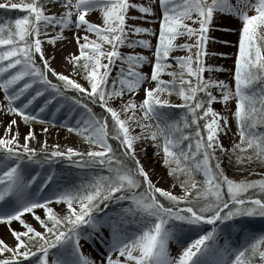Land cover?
<instances>
[{
	"label": "snow or ice",
	"instance_id": "6c2138e0",
	"mask_svg": "<svg viewBox=\"0 0 264 264\" xmlns=\"http://www.w3.org/2000/svg\"><path fill=\"white\" fill-rule=\"evenodd\" d=\"M0 9L23 13L0 16V114L12 117L0 134V222L15 240L0 238V264H264V232L249 231V218L264 217V171L249 172L264 167V0H0ZM225 14L240 20L232 81L205 60L209 30ZM66 31L78 46L64 57L68 73L52 66ZM65 111L63 125L87 150L37 136L35 124L46 137ZM149 141L179 193L145 167L138 153ZM59 161L78 174L58 173ZM97 234L100 260L84 251ZM182 234L195 238L172 255L169 241Z\"/></svg>",
	"mask_w": 264,
	"mask_h": 264
},
{
	"label": "bare ground",
	"instance_id": "6f19581e",
	"mask_svg": "<svg viewBox=\"0 0 264 264\" xmlns=\"http://www.w3.org/2000/svg\"><path fill=\"white\" fill-rule=\"evenodd\" d=\"M2 10V9H0ZM12 12H14L15 10H11ZM157 14H159V12H157ZM90 20H93L94 22L98 20V15L96 12H93L89 17ZM234 22V23H233ZM130 23H140V24H146L147 21L140 19V20H135V21H130ZM215 23L218 25V27L214 28V29H210L209 30V40L207 43V49H208V57H209V63H213V64H218L216 62L217 56H220V53H223L220 45L225 44L224 41L225 40H229L226 37H223L221 35H224V33L228 32L225 31L224 28L227 27L229 29L232 30L233 25L235 24V20L232 21L231 19V15L229 14H225L223 16V18H218ZM158 27V25L156 26ZM229 30V31H231ZM53 34V33H50ZM65 35L67 36V40H61L59 41V43L57 44L56 48H55V53H56V57L55 59L52 61V66L54 68H56L58 71H64L66 73H68L72 67L71 64H69L65 59V55L69 52H75L74 48L78 49L77 43L75 41V39L73 38V33L72 31H66ZM134 35V34H133ZM180 39H184V37L180 38ZM141 48H143L142 46H137L135 48L129 47L127 45H123L121 46V51L122 52H132V51H136V52H144ZM45 51L47 54H51L53 52V48L50 44H45ZM213 53H216L215 55H213ZM177 54H183L180 52H173V56L177 55ZM117 66L119 65V60H117L116 62ZM220 72V71H219ZM74 78H76L74 76ZM1 93V90H0ZM138 97V94L136 95V98ZM214 107H216L218 110L222 109V105L220 102H216L214 104ZM66 111L65 112H57L56 113V121L63 122L65 120V115H66ZM48 118L51 116V113H49ZM47 116L45 117V119L47 118ZM11 116L5 115V114H0V134H5L4 133V127L7 124V122L11 119ZM70 119H72L73 122H75L74 117H70ZM39 124V123H38ZM41 125V124H40ZM42 127L39 126L38 128L35 129L37 136L40 137L41 143L43 142V140L46 138L47 139V143L48 146L51 148L53 145H57L59 146V148L64 149L66 146H73V147H77L74 142H71L70 140H68L65 136V134H63V132L61 130H50L48 131L46 137L44 133L40 132V128ZM58 128L61 129V127L58 126ZM136 131H139V129H135ZM19 131L21 133V135L23 136V134L26 131V128L22 126V123L20 124V128ZM149 145V143L147 144V146ZM31 146H34L36 148H40V144L32 141L31 142ZM138 147H142L141 145H138ZM79 149L80 146H78ZM81 150H87L86 149H81ZM141 160L143 161V163L145 164V167L148 168L150 171H152L153 175L156 178L159 177L158 173L156 170H154L150 165H148V162L145 158V153L144 150L142 149V151L139 153ZM38 171L43 172V168L38 169ZM164 187H167V185L165 184ZM63 205H61L58 209L59 210H63ZM28 220V217H25ZM250 219V224H249V230L255 228L256 226H258L260 223L264 222H258L257 220H255L253 217L249 218ZM17 222L12 224L11 227L12 228H17ZM5 229L6 230H10L8 226H3L0 224V238H3L7 243H9L10 245L14 244L15 242L13 240H11L5 233ZM18 229V228H17ZM199 234V233H197ZM221 235L223 237H219V241L221 242V240L224 238V233H221ZM235 242H238V237L236 236L235 232L232 233ZM195 235L194 234H182L179 240L173 239L169 241V250L170 253L172 255H178L179 251L182 249V247L186 246L187 243L190 242L191 239H194ZM84 251L86 254L92 256L93 258H95L96 260H100L101 259V254L104 252V248L103 246L100 244L99 242V234H97V240L95 243L93 242H89L88 244L85 245L84 247ZM52 257H50L51 259Z\"/></svg>",
	"mask_w": 264,
	"mask_h": 264
},
{
	"label": "rangeland",
	"instance_id": "374dc122",
	"mask_svg": "<svg viewBox=\"0 0 264 264\" xmlns=\"http://www.w3.org/2000/svg\"><path fill=\"white\" fill-rule=\"evenodd\" d=\"M18 14H23L22 11H19V10H15L14 12H12L11 10H0V16H3L5 18H8V17H11V18H15L16 15ZM231 19L232 21L235 20V24L233 25L234 28H232L231 31H228L226 33H224V35H221L223 37H226L228 38L229 42L228 43H225V44H222L220 45V48L222 50L223 53H229V55L227 56H224V55H220V56H217V59H216V62L218 63V65H222L223 66V69L222 71H217L214 73V75L218 78H222V79H225V80H229V81H232L233 79V75H232V70L234 69V56L231 55L232 53H234L236 51V44H235V41L237 40L238 38V29H239V26H240V20L236 17H234L233 15H231ZM234 23V22H233ZM157 26V25H156ZM182 38V37H181ZM153 41H155V37H152ZM144 52H146V50L144 48H141ZM78 49L74 48V51L76 52ZM205 60L207 63H209V57L208 55L205 56ZM120 63V61H119ZM143 70H148V66L145 65L143 67ZM114 74V72H113ZM207 71L205 72V75H207ZM76 79H78L81 83H85V81L83 80L82 78V74L80 75H76L75 76ZM165 79H171V77L167 74H165ZM138 94V97L136 98L137 100H139L142 95H143V89L140 90V92L137 93ZM3 96H4V93H3V90H1V93H0V103H5L6 101H4L3 99ZM173 101H176L177 103L179 102V98L175 95H172L170 97ZM215 104V103H214ZM222 105V103H221ZM38 106V105H37ZM223 106V105H222ZM170 111H179L178 109H172ZM10 116V115H8ZM17 119L19 120V116L17 115ZM48 119V116L47 118ZM74 123V122H73ZM22 126L27 128V125L26 124H23L22 123ZM39 126H41L40 124H35L34 128H38ZM43 126V125H42ZM61 127L60 128H58ZM48 128L50 130H61L63 132V134H65L66 138L68 140H70L71 142H74V144L78 147L80 146L81 149H86L89 147V145L87 144L86 141H83L82 138L76 134V133H73V132H70L62 123L60 122H57L55 120L54 123H51L48 125ZM56 131V130H55ZM232 131L235 132V128H234V123L232 121ZM57 132V131H56ZM238 138V136L236 137ZM23 139V136L21 135V140ZM221 139L223 140V142L225 144H229V141L230 139H232V136L231 134L229 136H222ZM149 145L147 146L146 150H144V153H145V158L148 162V165H150L154 170L157 171L158 173V176H159V179L157 180V178L155 176H152V178L154 180L157 181V183H159L160 185L164 186L165 184L167 185V187H171V189L173 191H176L177 193H179L181 191V189L179 188V186L177 184H174L173 182H171V180H169V175H167L166 173V170L165 168L159 164V162L157 161V158L152 154L153 153V146H152V143L149 141L148 142ZM139 154V153H138ZM226 165V164H225ZM71 167H74V166H70V165H67L65 164L63 161H59L58 162V168H57V171L58 173L59 172H63L66 176L68 175H76L78 173H69L67 170ZM256 171L253 172L252 169L249 170L250 173H252V176L255 177L259 172L261 171H264V167H261L260 165H257V166H254ZM228 174L230 176H245V175H248V173H243L242 175L240 174L239 171H236L234 172L235 174H232L231 172L227 171ZM199 179H202V176L201 177H198ZM51 190V189H49ZM61 205H56L57 208H59ZM101 208L104 209V205H101ZM105 211H110V212H114L115 211V207L111 204L108 205L107 209H104ZM39 214L43 215V211L42 209H37L36 210ZM101 213H97V215H100ZM25 217H28V220L30 222H32L34 224V226H36L38 229H41V226L38 224V222L31 216V214H24ZM252 218V217H251ZM255 220H257L258 222H264V217H253ZM16 223V221H13L12 224ZM18 223V222H17ZM1 225L3 226H7L4 222H0ZM11 224V225H12ZM17 225V228H20V225L19 223L16 224ZM211 225H208L207 227H210ZM207 227L205 228V230H207ZM132 226L129 225V229L131 230ZM42 230V229H41ZM104 231V234L107 235V230H103ZM249 231H254V232H257V233H260V232H264V224L263 223H260L258 226H256L255 228L249 230ZM5 233L6 235L15 242L14 240V237L11 233L10 230H6L5 229ZM220 237H223L221 234H220ZM231 241L234 242V246H235V240H234V237L233 235H231L230 237ZM221 244L224 243V238L221 240L220 242ZM51 257V255H50ZM30 259V258H28ZM257 259H259L257 257Z\"/></svg>",
	"mask_w": 264,
	"mask_h": 264
},
{
	"label": "trees",
	"instance_id": "16d2710c",
	"mask_svg": "<svg viewBox=\"0 0 264 264\" xmlns=\"http://www.w3.org/2000/svg\"><path fill=\"white\" fill-rule=\"evenodd\" d=\"M95 110H96L97 112H99V111H100L99 106H95ZM233 123H234V128L236 129V125H235V121H234V120H233ZM225 166L227 167V163H226ZM255 166H257V165H255ZM250 169H252V168H249V170H250ZM227 171L231 172L232 174H235L234 172H236V170H234L233 168H230V167L227 168ZM239 172H240L241 175H242L243 173H246V172H243V171H239ZM169 180H171V182H173L172 177H169ZM176 184L178 185V183H176Z\"/></svg>",
	"mask_w": 264,
	"mask_h": 264
}]
</instances>
